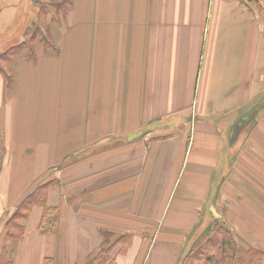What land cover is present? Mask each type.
<instances>
[{"label": "crops", "instance_id": "1", "mask_svg": "<svg viewBox=\"0 0 264 264\" xmlns=\"http://www.w3.org/2000/svg\"><path fill=\"white\" fill-rule=\"evenodd\" d=\"M52 1L0 0V55L37 28L57 48L18 56L10 88L0 75V260L181 264L215 223L264 254V5ZM48 183L55 231L35 205L8 238Z\"/></svg>", "mask_w": 264, "mask_h": 264}, {"label": "trees", "instance_id": "2", "mask_svg": "<svg viewBox=\"0 0 264 264\" xmlns=\"http://www.w3.org/2000/svg\"><path fill=\"white\" fill-rule=\"evenodd\" d=\"M69 0H53L51 6L57 11L66 14L68 10ZM50 14L47 8L39 10V21L43 25L46 16ZM42 43L46 50L57 52L56 46L52 40L46 37L42 28H37L31 39L24 43L10 48L5 53L0 55V75L5 78L6 86L11 87L13 76L10 71V65L23 52H27V57L36 59V46ZM0 144L3 145V136L0 135ZM0 145V147H1ZM50 183L38 187L35 192L27 197L20 206L19 211L10 219L7 226L10 228L7 237L14 239L22 235L23 230L19 226L22 218L27 217L30 209L35 205L44 207V217L40 225L41 233H51L57 227V210L47 207V193ZM19 233L14 232L17 229ZM211 236L200 246L193 248L189 254L183 259L181 264H262L264 254L258 251L243 248L234 238L232 233L224 225L217 226L216 223L212 229ZM110 250H103L90 264H107L109 261ZM8 257L3 256L0 264H14L12 261H7ZM44 264H55L53 260L46 259Z\"/></svg>", "mask_w": 264, "mask_h": 264}, {"label": "rangeland", "instance_id": "3", "mask_svg": "<svg viewBox=\"0 0 264 264\" xmlns=\"http://www.w3.org/2000/svg\"><path fill=\"white\" fill-rule=\"evenodd\" d=\"M31 7H33V6H31ZM252 128H253V126L252 127H249L248 126V128H247V126H246V128L244 126H236V128H234V129H233V127L232 128H229V132L231 131V133H235L234 134V138L237 137L238 135L240 136L242 134V136H240V139H241L240 142L242 143V142L245 141V138L250 134ZM218 130L221 132V135L222 136H225L226 140L228 141V137H227V135L229 134V132H228V126H218ZM192 133H193V136H194V133H195L194 132V128L192 129ZM229 162H230V160L228 158L227 159V163H229ZM226 166H227L226 167V171H228L229 170V167L231 166V163L226 164Z\"/></svg>", "mask_w": 264, "mask_h": 264}, {"label": "built area", "instance_id": "4", "mask_svg": "<svg viewBox=\"0 0 264 264\" xmlns=\"http://www.w3.org/2000/svg\"><path fill=\"white\" fill-rule=\"evenodd\" d=\"M257 1H259L261 4L264 5V0H257Z\"/></svg>", "mask_w": 264, "mask_h": 264}]
</instances>
